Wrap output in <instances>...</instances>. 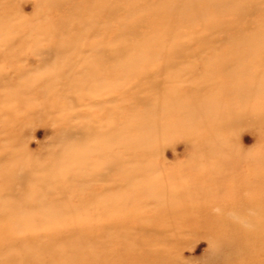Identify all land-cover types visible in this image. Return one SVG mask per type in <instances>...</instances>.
Here are the masks:
<instances>
[{
	"label": "rangeland",
	"instance_id": "1",
	"mask_svg": "<svg viewBox=\"0 0 264 264\" xmlns=\"http://www.w3.org/2000/svg\"><path fill=\"white\" fill-rule=\"evenodd\" d=\"M0 264H264V0H0Z\"/></svg>",
	"mask_w": 264,
	"mask_h": 264
}]
</instances>
